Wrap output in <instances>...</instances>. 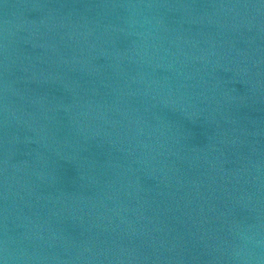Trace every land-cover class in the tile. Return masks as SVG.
I'll return each mask as SVG.
<instances>
[{"label": "water", "instance_id": "obj_1", "mask_svg": "<svg viewBox=\"0 0 264 264\" xmlns=\"http://www.w3.org/2000/svg\"><path fill=\"white\" fill-rule=\"evenodd\" d=\"M0 264H264V0H0Z\"/></svg>", "mask_w": 264, "mask_h": 264}]
</instances>
